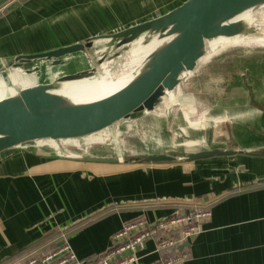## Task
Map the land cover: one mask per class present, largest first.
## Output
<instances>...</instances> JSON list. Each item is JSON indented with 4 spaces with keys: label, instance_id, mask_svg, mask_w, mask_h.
<instances>
[{
    "label": "crops",
    "instance_id": "1",
    "mask_svg": "<svg viewBox=\"0 0 264 264\" xmlns=\"http://www.w3.org/2000/svg\"><path fill=\"white\" fill-rule=\"evenodd\" d=\"M186 1L0 0V69L36 53L38 45L44 52L88 39L107 45L101 35L153 20ZM11 90L0 77V100ZM251 92L260 100L262 93ZM179 100L180 109L164 104L169 112L161 122L155 118L159 104L149 123L117 121L118 156L104 147L109 136L102 130L56 140L57 149L46 140L40 148L27 141L0 151V264L65 243L77 259L90 260L106 251L126 222H153L195 208L210 210L211 217L178 248L189 254L181 264H264V107L247 93L221 99L191 121L200 106ZM97 134L101 139L91 138ZM211 150L232 153L188 159ZM159 154L174 160L142 163ZM168 253L148 240L137 264H155Z\"/></svg>",
    "mask_w": 264,
    "mask_h": 264
},
{
    "label": "water",
    "instance_id": "2",
    "mask_svg": "<svg viewBox=\"0 0 264 264\" xmlns=\"http://www.w3.org/2000/svg\"><path fill=\"white\" fill-rule=\"evenodd\" d=\"M264 0H188L169 13L153 20L137 24L117 33L102 36L107 39L106 49L121 48L136 37L161 29H177L174 38L140 73L108 96L89 103L53 109L56 100L47 95L50 84L22 88L19 101L8 98L0 101V151L15 145L40 139H71L101 131L115 122L128 118L131 113L151 112L166 94L179 85V75L193 71L200 58L204 41L216 35H231V26L213 27L219 18L239 12ZM91 40L50 50L43 53L23 55L16 58L13 67L33 60H51L52 66L64 64L63 58L76 52H86ZM107 54H103L100 63ZM113 54L108 61L116 58ZM37 70V69H36ZM31 71V72H35ZM29 74L30 72L27 71ZM83 70L62 75L57 81L74 79ZM230 151L211 150L188 156L193 161L215 155H228ZM99 163H114L115 158H93ZM174 157L165 154L146 157L148 162H168ZM188 244L187 242L184 245Z\"/></svg>",
    "mask_w": 264,
    "mask_h": 264
},
{
    "label": "rangeland",
    "instance_id": "3",
    "mask_svg": "<svg viewBox=\"0 0 264 264\" xmlns=\"http://www.w3.org/2000/svg\"><path fill=\"white\" fill-rule=\"evenodd\" d=\"M252 19L253 21L249 26L252 27V33L245 37L233 38L226 42H221L211 49L204 48L195 69L179 75L180 81L176 89L171 94H164L154 107L156 111V106L158 104L159 107L161 106V109L156 111V115L158 114V116H155L158 122L164 120L167 115L166 112H169L165 110L164 104L178 103L172 106H177L176 108L180 109L182 108L183 102L179 98L186 97L189 102H194L195 100L197 103L196 106H200L201 112L196 108L195 114L191 119L193 121L197 120V116L203 114V109L212 108L223 96L240 95L248 86H252V89L255 88L253 89L254 92L262 93L259 100L256 93L249 92L250 98L256 101L253 104L259 103L258 106L261 108L264 107V8L257 12L254 11ZM50 28L46 25H42L41 27L43 30ZM154 33H144L133 39L131 43L117 49L111 47L107 50L105 41H99L86 50L88 52V58L85 56L83 58L77 56L80 53L82 54V52H76L70 55L74 56V59L70 61H65L67 56L64 57V64L60 66H52L51 60L39 59L22 63L20 68L26 73H28L27 71L33 73L31 71L37 69L34 72V75L37 76L35 85L49 84L52 81L51 79L57 81L62 75L74 74L92 68H95L96 72L91 80L104 84L118 83V81L123 80L142 61L148 51L150 46L148 44L153 39ZM36 49L37 52L31 54L44 52L42 51V45L36 46ZM116 53H119V55L108 61ZM103 54L107 55L100 63V58ZM16 62L19 61L12 60L8 66L6 65L1 68L0 77L19 92L22 87L18 85V82L14 80L13 76V70L15 68L13 65ZM104 62L105 65L100 67ZM102 67L105 68L103 69ZM48 71L49 74L47 73ZM105 71H108L107 74ZM249 105L253 106L251 103ZM254 105L257 107L256 104ZM185 115H188V113H185ZM152 116V111L151 113H131L125 120L133 124L134 121L142 118L143 122L147 121L149 123ZM120 124L121 122H116L101 131L104 135L109 136L108 140L106 139L104 147L114 151L112 152L110 150V155L112 152V154L116 153L118 156L121 151L120 136H122V131L119 127ZM90 135L83 136L81 139L88 138L87 136ZM97 137L100 138V134L91 138L96 140Z\"/></svg>",
    "mask_w": 264,
    "mask_h": 264
},
{
    "label": "built area",
    "instance_id": "4",
    "mask_svg": "<svg viewBox=\"0 0 264 264\" xmlns=\"http://www.w3.org/2000/svg\"><path fill=\"white\" fill-rule=\"evenodd\" d=\"M46 140L50 141L51 147L57 149L56 140L52 139L34 140L35 146L38 148L45 146ZM210 217V210L195 208L153 222L136 219L124 223L113 234L106 251L90 260L77 259L65 243L45 254L31 255L11 264H137V252L148 240L154 241L156 251H169L166 258L155 264H181L189 254L178 248H182L189 239L198 236L202 224Z\"/></svg>",
    "mask_w": 264,
    "mask_h": 264
},
{
    "label": "bare ground",
    "instance_id": "5",
    "mask_svg": "<svg viewBox=\"0 0 264 264\" xmlns=\"http://www.w3.org/2000/svg\"><path fill=\"white\" fill-rule=\"evenodd\" d=\"M263 8L264 3L255 4L239 12L225 15L214 21V28L231 26L235 29V32L231 35H216L206 39L204 41L203 49H211L213 46L221 42H226L233 38L245 37L252 33V27H249L253 21L252 14L254 11L257 12ZM176 32L177 29L172 27H167L155 32L153 39L148 44V46H150L142 61L123 80L118 81V83L104 84L99 81L91 80L92 77H88L91 74L87 72L80 73L74 79L68 81L58 82L51 79L52 81L49 83L50 89L47 91V95L56 100V103L53 104L52 108L57 109L64 106L85 104L99 100L113 93L122 85L130 81L135 75L140 73L157 55H159L174 38ZM104 65L105 62L102 63L100 67ZM47 73H49V71ZM105 73L107 74V71H105ZM13 74L15 81L18 82V85L22 88L32 87L37 81L34 73L27 74L22 71L20 67L14 68ZM171 93L172 92H166V95ZM9 94L8 98H13L16 101H19V94L16 90H11Z\"/></svg>",
    "mask_w": 264,
    "mask_h": 264
},
{
    "label": "trees",
    "instance_id": "6",
    "mask_svg": "<svg viewBox=\"0 0 264 264\" xmlns=\"http://www.w3.org/2000/svg\"><path fill=\"white\" fill-rule=\"evenodd\" d=\"M253 89H255V88H253ZM253 89H252V86H248L247 87V89H245L244 90V92L242 93V94H240V95H228V96H223V98L222 99H224V98H234V97H245L246 96V94L247 93H249V92H251V90L253 91ZM177 159H175V161H176ZM142 163H149L148 161H144V162H142ZM264 183V182H263ZM54 249V247H52L51 249H50V251H52Z\"/></svg>",
    "mask_w": 264,
    "mask_h": 264
}]
</instances>
